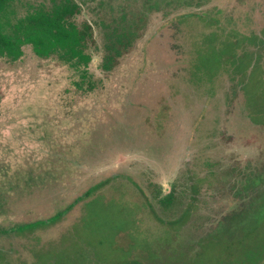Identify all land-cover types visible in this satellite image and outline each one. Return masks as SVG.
Wrapping results in <instances>:
<instances>
[{"label":"rangeland","instance_id":"rangeland-1","mask_svg":"<svg viewBox=\"0 0 264 264\" xmlns=\"http://www.w3.org/2000/svg\"><path fill=\"white\" fill-rule=\"evenodd\" d=\"M157 14L87 95L30 46L0 59V264H264V0Z\"/></svg>","mask_w":264,"mask_h":264},{"label":"trees","instance_id":"trees-1","mask_svg":"<svg viewBox=\"0 0 264 264\" xmlns=\"http://www.w3.org/2000/svg\"><path fill=\"white\" fill-rule=\"evenodd\" d=\"M148 1L152 0H0V59L17 60L23 47L30 46L37 58L65 65L72 72L70 79L76 94L87 95L101 83V78L90 70L97 53L101 54L100 72L107 74L142 39L153 14L160 15L158 27H165L180 21L178 15L186 12L187 7L201 9L205 2L170 0L166 4L169 7L164 8L157 3L151 6ZM201 11L203 16L222 15L213 10ZM153 108L157 111L159 103ZM258 129L251 126V136ZM88 190L74 197L70 205L89 194ZM172 194L176 193H168L174 201Z\"/></svg>","mask_w":264,"mask_h":264},{"label":"flooded vegetation","instance_id":"flooded-vegetation-1","mask_svg":"<svg viewBox=\"0 0 264 264\" xmlns=\"http://www.w3.org/2000/svg\"><path fill=\"white\" fill-rule=\"evenodd\" d=\"M263 44H264V42H263ZM259 181L260 180H258V181H256L255 183H259ZM198 187V186H197ZM243 187H245V184H244V186ZM171 190H172V188L170 187L169 188V191L166 193V194H168L169 192H171ZM197 191H199V190H197ZM196 191V192H197ZM262 202V203H261ZM261 202H259V203H257V206L259 207V206H261V205H263V203H264V198L262 199V201ZM235 203V202H234ZM233 203V204H234ZM256 204V203H255ZM256 206V207H257ZM187 209H189V211H190V208H187ZM239 213V212H238ZM239 214H243V213H239ZM60 215V214H59ZM190 215H192V214H190ZM196 217L198 216V214H196L195 215ZM191 217V216H190ZM227 217V216H226ZM224 217L225 219H227V223L225 224V225H227V226H225L224 225V222H223V225H222V223H219V219L217 218V222L216 223H213V225H212V228L211 229H209V227H207L206 229H204V230H202V229H200V235H198V237L196 238L197 240H200V238H202L203 240L204 239H211V238H213V237H215V235L218 233V232H227L228 234L229 233H231V234H233V230H231V228L230 227H228V225H231V223H233V222H236V221H239V220H244V219H246L245 217H243L242 215H239V216H236V217H233V216H231V217ZM191 222H193V221H190L188 218H185L184 220L182 219V223H181V228H182V230H184V231H187L190 227H192V225H191ZM203 223H205V222H201V224H203ZM220 226H222V227H220ZM195 227H196V225H195ZM201 227H205V226H202V225H200V228ZM197 229L199 228V226L198 227H196ZM196 229V230H197ZM199 230V229H198ZM245 230V229H244ZM192 236V235H191ZM233 237H239V236H235L234 234H233ZM193 238V237H192Z\"/></svg>","mask_w":264,"mask_h":264}]
</instances>
